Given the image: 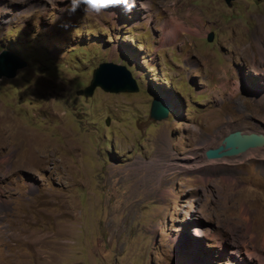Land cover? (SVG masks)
<instances>
[{
    "label": "rangeland",
    "instance_id": "rangeland-1",
    "mask_svg": "<svg viewBox=\"0 0 264 264\" xmlns=\"http://www.w3.org/2000/svg\"><path fill=\"white\" fill-rule=\"evenodd\" d=\"M69 4L0 0V53L27 64L0 79V264H264V218L251 239L237 202L262 162L204 154L264 134V0ZM104 63L138 91L94 87Z\"/></svg>",
    "mask_w": 264,
    "mask_h": 264
},
{
    "label": "water",
    "instance_id": "water-1",
    "mask_svg": "<svg viewBox=\"0 0 264 264\" xmlns=\"http://www.w3.org/2000/svg\"><path fill=\"white\" fill-rule=\"evenodd\" d=\"M228 3L236 0H226ZM214 34L208 37L209 42H213ZM18 55L10 51L0 53V79H13L18 70L26 67ZM94 87H100L106 92H137L138 84L131 72L122 65L114 63H104L95 72ZM170 112L169 105L161 98H155L151 108V118L162 121L168 118ZM264 148V134L257 132L235 131L228 134L216 148L205 151V158L209 161H220L227 158L241 156L251 150Z\"/></svg>",
    "mask_w": 264,
    "mask_h": 264
},
{
    "label": "bare ground",
    "instance_id": "bare-ground-1",
    "mask_svg": "<svg viewBox=\"0 0 264 264\" xmlns=\"http://www.w3.org/2000/svg\"><path fill=\"white\" fill-rule=\"evenodd\" d=\"M175 25L178 27L177 29L178 30H185V28L183 26H179L178 22L175 21ZM182 25V24H181ZM180 27V29H179ZM248 132V131H247ZM248 159H259L260 162H262V167L264 168V148H259V149H255V150H251L241 156L238 157L237 160L235 161H238V168L240 170L243 171V167H245V165L247 164L248 162ZM227 160V159H226ZM234 160V159H233ZM245 161V162H244ZM247 161V162H246ZM234 162V161H232ZM231 160H230V163L232 164ZM226 163V162H225ZM225 163L221 161V163H215V162H212L211 165L213 166V168L215 167H222L224 168L225 166ZM229 163V162H228ZM210 166V165H208ZM224 166V167H223ZM228 166V165H227ZM226 166V167H227ZM232 166V165H231ZM211 167V166H210ZM225 167V168H226ZM221 168V169H222ZM224 170V169H223ZM227 171L228 168L226 169ZM233 171V169H232ZM241 171V172H242ZM231 173V172H230ZM240 174V173H239ZM232 175V174H231ZM224 177V176H223ZM237 177H238V174L235 176V177H232V176H225L224 177V180L226 181V183H228V185L232 186V185H236V183L238 182L237 181ZM242 177V176H241ZM251 177V176H250ZM263 181V180H262ZM252 182V181H251ZM260 184V183H259ZM257 185V184H256ZM236 193V192H235ZM235 195V194H234ZM238 199H237V202L239 203L240 205V208L242 210V213H243V216L245 217V219L248 221V230H247V233L249 234L250 238L253 239V238H256L255 236V233L252 232L253 230L252 229V220H253V217L255 220H257L258 224L263 222V218L264 216H261L260 214L263 213L264 214V192L262 194H258L257 192H254V191H251L250 189H247V188H244L240 191H238ZM233 196V195H232ZM231 196V197H232ZM236 196V195H235ZM236 197V198H237ZM230 198V197H229ZM236 200V199H235ZM234 200V201H235ZM235 207V206H234ZM238 210V209H237ZM245 244V243H244ZM248 245V244H247ZM244 249V248H243Z\"/></svg>",
    "mask_w": 264,
    "mask_h": 264
},
{
    "label": "clouds",
    "instance_id": "clouds-1",
    "mask_svg": "<svg viewBox=\"0 0 264 264\" xmlns=\"http://www.w3.org/2000/svg\"><path fill=\"white\" fill-rule=\"evenodd\" d=\"M81 5L86 15H100L105 10L122 6L126 13H131L137 6V0H70L67 11L75 13ZM141 7L143 5L141 4ZM115 15V13H113Z\"/></svg>",
    "mask_w": 264,
    "mask_h": 264
}]
</instances>
